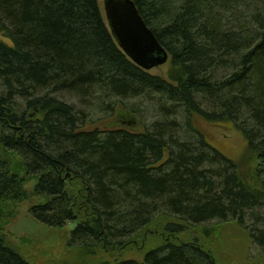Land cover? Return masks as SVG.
<instances>
[{"label": "trees", "instance_id": "obj_1", "mask_svg": "<svg viewBox=\"0 0 264 264\" xmlns=\"http://www.w3.org/2000/svg\"><path fill=\"white\" fill-rule=\"evenodd\" d=\"M132 1L167 79L125 56L97 0H0V220L35 198V221L74 224L49 264H140L109 255L147 234L141 264H225L209 238L227 224L264 264V0ZM139 101L162 122L142 131ZM86 109L110 112L103 130ZM202 123L241 136L251 179ZM0 264L29 263L0 235Z\"/></svg>", "mask_w": 264, "mask_h": 264}, {"label": "rangeland", "instance_id": "obj_2", "mask_svg": "<svg viewBox=\"0 0 264 264\" xmlns=\"http://www.w3.org/2000/svg\"><path fill=\"white\" fill-rule=\"evenodd\" d=\"M98 7L105 20L103 11V0H97ZM106 21V20H105ZM0 41L9 44V41L0 35ZM169 70L168 63L159 68H155L149 73L167 79V72ZM135 100L130 103L133 104ZM137 107L143 109L142 115L140 114L141 130H147L152 124L161 121L159 113L150 108L149 104L139 101L135 102ZM91 124L89 130L99 129L103 130L104 124L109 120L110 112H102L100 110L92 111L85 110ZM159 111V109H158ZM180 116V115H179ZM178 116V117H179ZM162 119H166L161 116ZM180 118V117H179ZM174 118L168 120L172 121ZM162 122V121H161ZM203 132L205 137L211 136L219 140H225L229 143L224 147L223 153L228 158L235 161L238 165L240 175L244 179H251L255 164L251 158L248 159L246 154H243V140L235 130L228 129L223 126H211L202 123L196 126ZM227 155H226V154ZM10 160L13 167L14 157L6 158ZM19 172H17V175ZM34 183H28L25 187L30 191ZM35 198L28 199L22 203H12L10 207L6 208L4 218L0 220V235L5 239V242L15 248L16 251L23 257L29 264H49L51 261L57 260L64 253V244L70 232L74 229V224L66 225L62 229L49 228L39 222L35 221L29 214V209L36 205ZM1 218V216H0ZM3 220L7 221V225L3 226ZM187 231L186 238L196 237L199 239L198 230ZM155 237L159 236L155 231ZM151 235L147 234L144 240L138 241L137 239H129L121 251L111 253L109 256L112 259H134L141 264L142 256L145 248L156 245L157 241ZM210 246L216 250L214 252L219 255V259L225 264H255L259 258V250L251 244L248 234L234 224L221 225L219 228L211 232L209 238ZM111 259V260H112ZM72 262V261H71Z\"/></svg>", "mask_w": 264, "mask_h": 264}, {"label": "water", "instance_id": "obj_3", "mask_svg": "<svg viewBox=\"0 0 264 264\" xmlns=\"http://www.w3.org/2000/svg\"><path fill=\"white\" fill-rule=\"evenodd\" d=\"M103 11L112 37L132 63L150 71L168 62V54L145 25L132 0H103ZM125 126L132 129L137 123L133 119Z\"/></svg>", "mask_w": 264, "mask_h": 264}]
</instances>
